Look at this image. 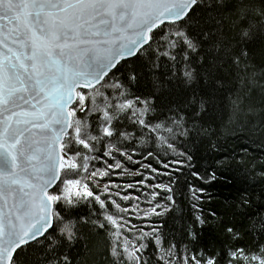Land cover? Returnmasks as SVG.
<instances>
[{"label": "snow or ice", "instance_id": "obj_1", "mask_svg": "<svg viewBox=\"0 0 264 264\" xmlns=\"http://www.w3.org/2000/svg\"><path fill=\"white\" fill-rule=\"evenodd\" d=\"M85 253L264 264V0H0V264Z\"/></svg>", "mask_w": 264, "mask_h": 264}, {"label": "trees", "instance_id": "obj_2", "mask_svg": "<svg viewBox=\"0 0 264 264\" xmlns=\"http://www.w3.org/2000/svg\"><path fill=\"white\" fill-rule=\"evenodd\" d=\"M228 113H229V102L228 99L225 98L222 104L221 112L220 115L222 117V124H227L228 123ZM240 143H250L249 141L246 140H228L227 144L229 147L236 146ZM260 147L259 145H251L252 149H256ZM200 155L204 157L205 159H201L198 161L199 164L201 165H206L208 160H207V152H205L203 149L201 150ZM250 156H259V153L257 151H250L249 152ZM169 159H171V156H169ZM155 164V161H153ZM113 180H116L118 183L124 185L126 182H131L132 176L130 175H124V176H113L111 177ZM242 173L239 170L233 169V170H225L223 176L215 182L213 185H211L209 191L212 195L211 201H207L206 199V204H205V212L209 210H214V211H223V206L226 203H230L232 199L236 196L237 194V189L242 187ZM165 182H167V178H164ZM179 197V193H177ZM187 207V204L185 202V208ZM85 261L86 264H91L92 262V257L85 253ZM99 258H97L98 260Z\"/></svg>", "mask_w": 264, "mask_h": 264}]
</instances>
